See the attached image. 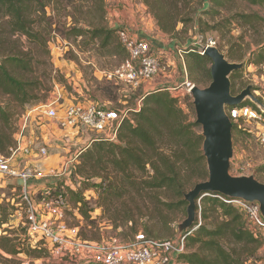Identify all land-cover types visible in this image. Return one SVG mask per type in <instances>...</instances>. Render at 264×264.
Masks as SVG:
<instances>
[{"label":"rangeland","instance_id":"1","mask_svg":"<svg viewBox=\"0 0 264 264\" xmlns=\"http://www.w3.org/2000/svg\"><path fill=\"white\" fill-rule=\"evenodd\" d=\"M119 1L122 2L123 0ZM125 1L128 2V0ZM65 5L66 3L63 4V7ZM210 5H213V0H194L188 7L181 5V12L176 11L173 14H179V18H184L186 22L179 23L176 31L171 34L162 30L167 35L165 38L166 43L174 45V48L199 51L207 40L216 41V48L225 55L229 63L243 65L242 69L233 72L229 77L232 94L238 96L248 87H251L252 94L262 101V98H264V65H250L249 62L253 58V53H256L260 45L264 44V8L253 6L242 0H225L223 6L208 11ZM109 8L110 6L106 5L105 0H72L69 6L63 10L54 0L47 8V16L56 19L47 44L31 41L25 36L10 37L8 27H0V38H3L0 43V53H22L26 56L22 58L31 62L33 66L32 72L23 69L17 71L18 75H22L24 80H27L30 84L34 83V88H28L30 104L23 107L12 96L4 95L2 88H0V104L4 107L9 105L8 110L13 115L9 122L11 127L9 130L13 132L14 136L23 114L32 108L41 107L54 100L60 103H76L88 99L101 107L124 109L134 107L137 101L143 98L142 90L131 92L130 89L124 86H115L104 77L105 72L112 71L127 58L117 33H114L109 40L104 37L92 40V36L87 33L89 31L77 38L71 36L68 32L70 26H77L84 30H112L109 28L106 19V10ZM57 10L61 11L60 15L57 14ZM246 16H249L250 19H246ZM36 28L44 30L45 25L42 23L37 25ZM6 32L8 33L6 34ZM162 51L164 50L162 49ZM174 58L177 61V70L172 75V82L168 87H179L185 80L181 72L182 65L176 56ZM211 66L209 65L210 69ZM160 76L163 77V75ZM190 81L195 87L205 89L210 86L212 77L209 80L194 73L193 76H190ZM145 85H149V83ZM179 89L176 92L169 91V93L176 96L183 88ZM193 102V97H188L185 99L186 105L181 108L188 114L190 122L196 123ZM246 102L248 101L246 100L244 104ZM192 107L193 111L191 110ZM5 125L7 123L0 121L1 127L6 128ZM253 125L256 128V123H253ZM245 126L249 127L248 124H245ZM196 130L202 135L201 126ZM37 134L40 135V130L37 131ZM59 134L60 139L68 143L67 140L71 138V136H68L70 133L62 131ZM82 136L83 134L76 136V142L74 143L77 148L86 144ZM91 136L94 137L95 135ZM40 141L39 145L46 146L43 139ZM233 143L234 154L231 160V175L239 178L254 177L264 184V148L256 142L254 136H248L236 128L233 129ZM46 147L48 158L44 161V164H49L48 162L52 160L49 159L50 156L59 153L60 150L62 155H66L63 152L64 150L74 152V149L65 146L60 150L49 144ZM5 154H8V152ZM248 164L251 170L248 172L247 169L246 172H241L240 168L248 167ZM147 170L150 171V168L147 167ZM202 182H205V180L190 184L187 188V194ZM69 184L74 190H80V193H83V197L89 203V209L94 211L91 214L92 219L85 220L80 212L74 208L75 198H72V208L66 218L67 225L76 227L79 234L81 233L88 241H92V245H112L114 240H117L121 245L130 244L135 233L129 230L130 225L123 223L126 209H132L135 212V219H138L139 225L152 230L155 239H172L185 235L192 230V228L189 229L184 225L188 218V206L172 213L166 209L160 212V208L155 207L150 202L152 195H145L148 207L144 206L147 209H142L140 215V205H134L128 197L124 200L110 202L103 199L100 195L102 192L99 186L101 181L98 179L82 184L81 187L76 181H70ZM2 192L1 189L0 201L2 200ZM5 192L7 194L6 198L12 199V193L8 189L4 190ZM15 196L17 197V195ZM207 197L211 198L210 196ZM200 205L202 210L208 207L203 201ZM3 211L6 213V217L2 214ZM162 213L164 218L167 217L166 219L160 215ZM142 214L146 217L142 218ZM200 216L202 218V214L198 212L196 223ZM208 217L209 219L202 220V223L209 228L222 221L220 215L212 211L208 213ZM3 220L6 222L5 225H9V229H6L8 234L12 235L18 248L22 251L17 256H10L0 248V264H77L75 259H53L43 248L42 254L32 253L31 249L35 247H32L29 242L22 241L25 237V230L20 224L15 209L11 205H7L5 201L0 205V221ZM2 227L0 228L3 229ZM141 227L140 230L143 231ZM263 240L264 238L261 239L262 242H264ZM229 244L226 243L227 246ZM175 264L185 263L177 259ZM256 264H264V244L258 253Z\"/></svg>","mask_w":264,"mask_h":264},{"label":"trees","instance_id":"2","mask_svg":"<svg viewBox=\"0 0 264 264\" xmlns=\"http://www.w3.org/2000/svg\"><path fill=\"white\" fill-rule=\"evenodd\" d=\"M53 1L0 0V27H8L10 37L25 36L31 41L47 44L56 21L47 16V8ZM56 1L60 8L65 10L72 0ZM143 1L149 6L161 30L171 34L176 31L179 23L186 22L184 18H179V14L175 15L173 12H181V5L188 7L194 0ZM224 1L213 0V5L207 10L223 6ZM242 1L264 8V0ZM64 3L66 5L63 7ZM60 13L61 11L57 10V14ZM246 19L250 17L246 16ZM42 23L45 29L38 30L37 25ZM68 32L76 38L87 32L92 36V40L101 37L109 40L117 30L116 32L107 29L84 30L70 26ZM2 41L3 38H0V43ZM184 54L189 80L194 73L211 80L209 65H212V61L208 57L201 55L200 50L194 49H185ZM23 56L25 55L22 53H0V88L4 95L12 96L24 107L31 103L28 88H34V83L30 84L17 73L19 69L33 71L32 63L23 59ZM249 63L264 65V44L253 53ZM8 107L9 105L4 107L0 104V121L7 123L5 127L8 129L0 126L2 155H9L11 148L15 146L14 134L9 130L11 129L9 122L13 115L10 114ZM191 110L193 111V107ZM133 121V124L130 121L121 124L116 143L99 140L86 148L79 156L76 173L71 181L78 182L81 187L82 184L98 179L101 181L99 186L103 199L110 202L128 197L134 205H140V215L142 209H147L144 206L148 207L145 195H152L150 202L160 208V212L166 209L172 213L185 208L188 206L185 200L188 186L195 181L208 180V167L202 150L204 138L196 130L198 124L190 122L188 114L166 88L146 94L141 111L133 114ZM7 152L8 154H5ZM58 186L60 190L62 187L65 188L71 205L72 198H75L74 208L85 220H91L94 210L89 209V203L83 197V193L66 186L64 181H60ZM203 202L208 207L202 210V220H208V213L212 211L218 213L222 221L212 228L202 223L195 229L186 239L187 252L181 254L178 260L185 264H256L263 242L247 229L243 215L233 206L215 197H205ZM2 214L6 217L4 211ZM160 215L164 218L163 213ZM145 217L146 215L142 214V218ZM5 223L4 220L0 221V227ZM123 223L130 225L129 230L135 235L144 231L143 234L147 237L155 239L152 230L139 225L132 209H126ZM196 226L195 224L193 228ZM79 235L83 241L92 242L81 233ZM226 243H230L229 246ZM0 248L10 256H17L22 251H19L11 234L0 238ZM42 251L43 249H31L35 254H42Z\"/></svg>","mask_w":264,"mask_h":264},{"label":"built area","instance_id":"3","mask_svg":"<svg viewBox=\"0 0 264 264\" xmlns=\"http://www.w3.org/2000/svg\"><path fill=\"white\" fill-rule=\"evenodd\" d=\"M117 36L127 58L115 69L104 74L106 80L115 86H124L131 92H137L142 86L167 72V66L170 70L177 69L175 58L170 64L168 63L169 65L163 63L166 60V52L154 48L150 41L133 34L126 28H118ZM205 47L216 48L217 43L214 40H207L200 48L201 55ZM184 50L176 47L175 56L182 65L181 72L185 80L179 87L166 88L171 92L183 88L176 96L171 93L178 101V105L183 108L186 105L185 99L192 97L195 88L189 80ZM169 75L172 77L173 74ZM254 97L257 99L255 95ZM143 99L144 97L140 98L134 107L124 109L101 107L88 99L76 103H60L54 100L41 107L32 108L22 115L14 136L15 146L11 148L9 155L0 154V190L3 191L0 205L5 201L15 209L20 224L25 230L23 242H29L32 247L38 249H45L53 259L77 261L86 258L92 260L94 264H175L179 256L187 252L186 239L202 225L201 216L196 227L176 238L159 240L138 233L130 244L121 245L114 240L112 245L106 246L92 245L91 242L83 241L78 229L69 227L66 222L71 204L65 188L58 189L59 182L64 181L66 186L71 185L69 182L76 173L79 156L93 142L106 140L116 143L121 124L125 121L134 123L133 114L141 111ZM246 100L248 101L246 106L226 107V114L231 120L233 129L254 136L256 142L264 148V98L262 101L257 99L258 103L251 98ZM51 123L61 131L69 132L68 136L73 140H76L79 134H83L86 144L79 148L65 146L74 149V152L68 150L69 157L62 166L45 172L30 161L39 162L48 158L47 147L39 145L42 138L37 131ZM253 123H256V128ZM91 135H95V138ZM71 138L67 140V144H70ZM240 170L249 172L251 168L248 164V167H242ZM49 179L54 181L49 182ZM18 181L23 184H18ZM40 181L46 182L44 188L39 190L36 183ZM6 189L12 193V199L6 198L7 194L4 193ZM208 196L236 208L243 215L251 234L260 240L264 238V216L258 202L233 200L222 195ZM198 212L202 214L201 205ZM2 226L0 238L7 235L6 229H9L8 224Z\"/></svg>","mask_w":264,"mask_h":264},{"label":"water","instance_id":"4","mask_svg":"<svg viewBox=\"0 0 264 264\" xmlns=\"http://www.w3.org/2000/svg\"><path fill=\"white\" fill-rule=\"evenodd\" d=\"M203 55L212 61V82L209 87H195L192 91L196 123L202 127L203 154L208 167V180L197 184L185 195L188 218L185 227L191 229L197 221L199 204L209 194L222 195L233 200L258 202L264 216V184L254 177H233L230 173L234 154L233 125L226 107L242 106L247 98L258 100L251 87L234 96L230 75L243 68L242 64L229 63L217 48H203ZM18 184L23 182L18 181Z\"/></svg>","mask_w":264,"mask_h":264},{"label":"crops","instance_id":"5","mask_svg":"<svg viewBox=\"0 0 264 264\" xmlns=\"http://www.w3.org/2000/svg\"><path fill=\"white\" fill-rule=\"evenodd\" d=\"M105 3L110 6V8L106 10V19L109 23L110 29L115 30L118 28H126L133 34L150 41L154 48L166 51V60L163 63H166L167 65L171 63L175 56L176 47L174 48V45L166 43L165 38L167 35L164 34L158 26L155 17L152 15L150 8L145 1L128 0V2H126L123 0L120 2L119 0H105ZM174 63H177L176 59ZM166 68L168 71L164 72L163 77L159 76L154 81L150 82L149 85H144L139 89L143 91L144 96L152 91L167 88L168 85L171 84L173 77H169V74L176 73L175 70L177 69L173 68V70H170L168 66ZM40 131V137L43 139L46 146L49 144L56 147L58 150L62 149L64 146H76L74 143L76 140H73L72 138L70 144H67L60 139L59 133H62V131L60 132V129H58L54 123L41 128ZM63 152H65L66 155H62V151L60 150L59 153L50 156L49 159L52 160L51 162H48L49 164H44V161L35 162L33 160H31L30 163H35L45 172H48L50 169H58L69 157L68 150H64ZM53 181L54 179H49V182ZM45 182L46 181H40L36 183L39 190L44 188L43 185ZM76 262L77 264H94L92 260L86 258L79 259Z\"/></svg>","mask_w":264,"mask_h":264}]
</instances>
